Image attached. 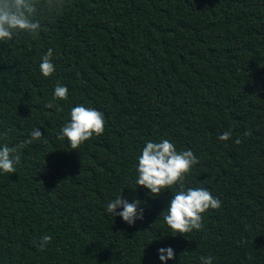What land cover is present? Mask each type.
Segmentation results:
<instances>
[{
	"label": "trees",
	"instance_id": "obj_1",
	"mask_svg": "<svg viewBox=\"0 0 264 264\" xmlns=\"http://www.w3.org/2000/svg\"><path fill=\"white\" fill-rule=\"evenodd\" d=\"M42 22L37 38L0 43V143L44 133L0 172V264H164L168 246L167 264H264V0H71ZM56 81L69 89L59 112L44 107ZM81 103L104 113L105 133L73 150L57 133ZM161 137L199 157L186 186L222 201L184 236L159 217L175 187L153 197L135 183ZM121 189L143 202L131 226L105 211Z\"/></svg>",
	"mask_w": 264,
	"mask_h": 264
},
{
	"label": "clouds",
	"instance_id": "obj_2",
	"mask_svg": "<svg viewBox=\"0 0 264 264\" xmlns=\"http://www.w3.org/2000/svg\"><path fill=\"white\" fill-rule=\"evenodd\" d=\"M70 3L71 0H0V43L13 40L19 42L24 37L37 38L41 31H48L42 18L62 14ZM52 58L53 49L48 48L39 63L40 73L45 78L51 77L56 71ZM68 98L67 85L56 81L52 99L46 101L44 107L59 112L61 108L55 102L57 100L66 101ZM104 133V113L81 103L71 107L68 118L60 126L57 139H67L71 149L77 150L86 141L94 136L100 137ZM43 135L40 128L35 127L29 131L27 138L18 143L11 145L8 142L0 143V172L16 173V166L21 161L22 150L40 140ZM244 135L250 136L251 132L246 131ZM231 138L232 133L228 130L217 136L220 141H228ZM0 139L9 140V132L5 131ZM241 142L239 137L234 141L236 144ZM136 159L135 183L137 187L143 186L153 197L160 196L165 190L174 187L176 189L171 193L166 208L159 215L171 230L170 235L184 236L194 230H201L204 227V214L209 210H218L222 207L221 199L214 196L208 189L186 186L187 178L191 175L193 167L199 163V157L191 149L178 150L170 139L161 137L159 141H146ZM122 191L123 189L118 196L106 203L105 211L112 218L121 217L131 226L136 220L144 219L143 202L139 199L129 202L122 196ZM117 209L122 210L117 211ZM51 240V235H43L39 239L38 247L43 250ZM157 253L159 260L164 264L176 258L171 246L160 247ZM214 259L211 255L200 256L201 264H213Z\"/></svg>",
	"mask_w": 264,
	"mask_h": 264
}]
</instances>
